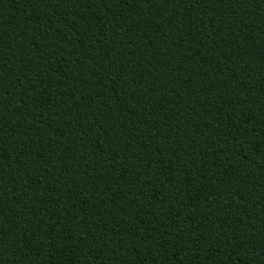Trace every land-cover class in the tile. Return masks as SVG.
<instances>
[{"label": "trees", "instance_id": "16d2710c", "mask_svg": "<svg viewBox=\"0 0 264 264\" xmlns=\"http://www.w3.org/2000/svg\"><path fill=\"white\" fill-rule=\"evenodd\" d=\"M0 264H264V0H0Z\"/></svg>", "mask_w": 264, "mask_h": 264}]
</instances>
